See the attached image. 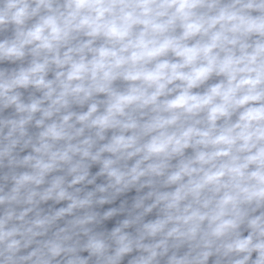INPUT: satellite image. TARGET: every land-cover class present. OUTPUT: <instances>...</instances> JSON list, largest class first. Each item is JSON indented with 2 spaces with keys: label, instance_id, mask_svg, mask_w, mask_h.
Segmentation results:
<instances>
[{
  "label": "clouds",
  "instance_id": "clouds-1",
  "mask_svg": "<svg viewBox=\"0 0 264 264\" xmlns=\"http://www.w3.org/2000/svg\"><path fill=\"white\" fill-rule=\"evenodd\" d=\"M0 264H264V0H0Z\"/></svg>",
  "mask_w": 264,
  "mask_h": 264
}]
</instances>
